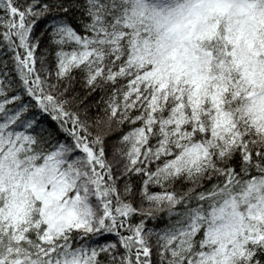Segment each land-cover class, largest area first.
Returning <instances> with one entry per match:
<instances>
[{"label":"snow or ice","instance_id":"obj_1","mask_svg":"<svg viewBox=\"0 0 264 264\" xmlns=\"http://www.w3.org/2000/svg\"><path fill=\"white\" fill-rule=\"evenodd\" d=\"M0 264H264V0H0Z\"/></svg>","mask_w":264,"mask_h":264}]
</instances>
